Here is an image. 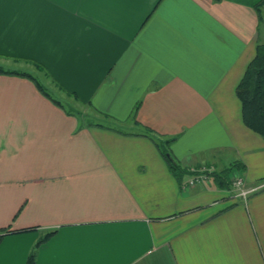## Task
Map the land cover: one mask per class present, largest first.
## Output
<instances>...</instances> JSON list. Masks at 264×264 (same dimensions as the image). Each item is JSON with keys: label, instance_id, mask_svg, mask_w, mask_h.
<instances>
[{"label": "crops", "instance_id": "1", "mask_svg": "<svg viewBox=\"0 0 264 264\" xmlns=\"http://www.w3.org/2000/svg\"><path fill=\"white\" fill-rule=\"evenodd\" d=\"M262 24L264 0H0V67L87 109L0 74V264L50 232L35 264H264V137L236 96ZM150 136L181 184L239 163L255 190L182 189Z\"/></svg>", "mask_w": 264, "mask_h": 264}, {"label": "trees", "instance_id": "2", "mask_svg": "<svg viewBox=\"0 0 264 264\" xmlns=\"http://www.w3.org/2000/svg\"><path fill=\"white\" fill-rule=\"evenodd\" d=\"M217 1V0H215ZM30 62V61H29ZM32 65L42 72V74L48 78L56 87L63 91L66 95L72 96L77 99L73 94L67 93L54 80H51L49 74L40 64L36 62H30ZM0 74L16 75L31 80L38 91L46 98L51 99L54 103L61 105V102L56 98H53L47 91L45 85L39 82L33 75L22 71H9L0 67ZM236 96L241 103V117L243 123L264 137V42H259L255 48V56L247 65L244 74L236 87ZM105 127L104 125H99ZM154 141L159 151L161 152L165 162L171 173L179 180V186L181 187V176L186 174L187 171L182 167L172 156L169 154L167 145L174 140L169 138L166 140L158 139V137L150 136ZM240 166L239 163H232L224 169L217 171H211L209 173L212 181L218 188L230 190L231 189V171L233 168ZM48 233L44 237L40 238L33 249L30 251L25 264H35L36 247L44 241L49 235Z\"/></svg>", "mask_w": 264, "mask_h": 264}, {"label": "built area", "instance_id": "3", "mask_svg": "<svg viewBox=\"0 0 264 264\" xmlns=\"http://www.w3.org/2000/svg\"><path fill=\"white\" fill-rule=\"evenodd\" d=\"M193 171H197L196 169H194ZM209 170L205 169L203 171H199L198 173H196V175H193L189 180H187V182H183L181 184V188L182 189H186L190 186H194L197 183H206L209 180ZM231 188L234 189V191H236V196L238 197H244L246 198L250 193H252L255 188H250V187H246L242 181V179H240L237 176H233L231 178Z\"/></svg>", "mask_w": 264, "mask_h": 264}, {"label": "rangeland", "instance_id": "4", "mask_svg": "<svg viewBox=\"0 0 264 264\" xmlns=\"http://www.w3.org/2000/svg\"><path fill=\"white\" fill-rule=\"evenodd\" d=\"M261 28H264V25H263V24L261 25ZM15 69H16V71H19V70L22 69V68H15ZM26 71H28V70H26ZM22 72H23V71H22ZM38 79H39V81H40L42 84H46V85H47V86H45V87L47 88V91H48L49 94L53 95L52 93H55V91L51 89L52 86L49 85L51 81H50L48 78L46 79L45 77H40V76H38ZM56 94H57V93H56ZM55 97L57 98L58 96L54 94L53 98H55ZM60 100H62V99H60ZM62 105H64V107L67 108L68 110H71V112H73V113H77V115H80V114L85 115L84 111H87L86 107H84V106H82V105H79V104L75 105L76 107H79L78 110H74V109H72V107L69 106L68 103L65 102V101H62ZM120 125H121V124H120ZM117 127L122 128V129H126V128H127V127H125V126H118V125H117Z\"/></svg>", "mask_w": 264, "mask_h": 264}]
</instances>
